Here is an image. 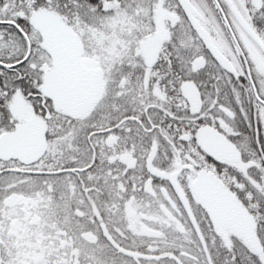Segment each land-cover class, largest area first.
<instances>
[{"label":"snow or ice","instance_id":"1","mask_svg":"<svg viewBox=\"0 0 264 264\" xmlns=\"http://www.w3.org/2000/svg\"><path fill=\"white\" fill-rule=\"evenodd\" d=\"M0 264H264V0H0Z\"/></svg>","mask_w":264,"mask_h":264}]
</instances>
